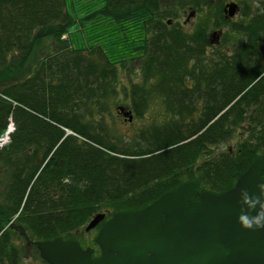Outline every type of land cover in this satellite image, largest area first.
Segmentation results:
<instances>
[{"label":"trees","instance_id":"16d2710c","mask_svg":"<svg viewBox=\"0 0 264 264\" xmlns=\"http://www.w3.org/2000/svg\"><path fill=\"white\" fill-rule=\"evenodd\" d=\"M222 7L210 0H101L94 10L83 6L76 22L66 0H0V139L7 133L0 146V264H46L23 231L31 242H78L95 258L94 242L79 240L94 216L105 215L99 230L114 214L141 210L195 178L200 192L224 193L264 157V11L243 9V18L228 24ZM179 12L199 16L191 34L168 24ZM78 22L116 37L104 48L72 49L69 33ZM223 26L236 44L223 37L210 47L209 31ZM117 35L122 47L109 55ZM136 52L145 58L144 80L130 91L132 111L141 118L156 100L163 122L125 133L112 118L107 123L103 102L116 105V65Z\"/></svg>","mask_w":264,"mask_h":264},{"label":"water","instance_id":"95a60500","mask_svg":"<svg viewBox=\"0 0 264 264\" xmlns=\"http://www.w3.org/2000/svg\"><path fill=\"white\" fill-rule=\"evenodd\" d=\"M238 10L229 3L223 13L231 19ZM124 116L131 122L128 113ZM262 180L264 158L256 157L224 193L200 192L195 178L141 210L116 213L94 239L100 256L93 260V249H82L75 241L58 237L31 242L24 231L23 235L46 264H264V230H245L236 219L239 192L254 193ZM103 219L104 214L94 216L84 231L93 230Z\"/></svg>","mask_w":264,"mask_h":264},{"label":"rangeland","instance_id":"374dc122","mask_svg":"<svg viewBox=\"0 0 264 264\" xmlns=\"http://www.w3.org/2000/svg\"><path fill=\"white\" fill-rule=\"evenodd\" d=\"M101 0H66L67 6L70 9L71 12L74 11L73 16L76 20L83 17L84 12L82 7L87 6L88 10H94L100 6ZM221 1V0H220ZM224 1V0H223ZM225 1H234L237 3L240 7V13L238 14L237 18L233 21L234 23H238L240 19L243 18L242 10L245 9L249 14H253L256 12V10L264 11V0H225ZM222 3V1H221ZM71 4H74L72 6ZM215 5H220L216 2H211V6L214 7ZM72 7H75L72 9ZM188 15L187 13L179 12L178 14L172 16L169 18L170 25L174 26H180L181 33L182 34H191L192 31H194V27L199 21V16L196 15L193 18H189V22L186 26H182V23L184 22V19ZM88 23L83 22V25L78 22L75 26H73L72 30L69 33V47L72 49L83 51L84 49H89L90 47H93L95 45H100L104 48V44L107 41L112 40L116 37V34L111 31L110 29H104V30H97V31H91L87 28ZM182 26V27H181ZM224 29V34L229 32V26H223L221 27ZM216 30V29H215ZM212 31V30H211ZM141 32V31H139ZM210 32V31H209ZM223 35V34H222ZM227 35V34H226ZM118 39L116 43H108L110 46H106V50L111 55L112 53L116 52V49L119 47H122L121 36L117 35ZM64 36L63 38H65ZM147 38H150V33L146 34ZM224 35L221 37V42L223 41ZM226 36L224 37V44H236V40L234 39H228ZM136 45V43H134ZM229 46H227V51L229 50ZM43 49V47H42ZM45 49L48 51L52 49V46H47ZM43 49V50H45ZM105 50V49H104ZM54 51V47H53ZM38 58L40 57L39 53ZM43 54V53H42ZM144 57L141 58V54L139 52H136L135 56H133V59L130 61L125 62L121 65L117 66V94L115 98H111V100H117L116 105L113 104V101L110 100L103 102V107L108 111L103 114L104 116H107L106 119L108 120L107 123L111 122L110 118H112L113 121L116 122L118 127H121V131L125 133H132L137 132L140 129L145 128L147 125L151 123H155L156 125H159L163 122V112L161 109V105L156 100H152L149 104L147 111L143 114L141 118H138L134 115L132 111V104L136 101L135 99H132L130 96V91L132 87L134 86H141V83H143V75H142V62L144 61ZM149 83V82H148ZM152 83V81L150 82ZM129 108V110L132 112L133 119L131 123H127L123 120L122 114H117V107L118 106H125ZM237 143L236 139H233L229 142L227 145L228 147H233ZM98 232V229H93L87 233H81L79 240L81 243L89 246L93 239L95 238L96 234ZM97 255V253H96ZM31 262V263H30ZM27 264H33L32 261H28Z\"/></svg>","mask_w":264,"mask_h":264},{"label":"clouds","instance_id":"9594fccd","mask_svg":"<svg viewBox=\"0 0 264 264\" xmlns=\"http://www.w3.org/2000/svg\"><path fill=\"white\" fill-rule=\"evenodd\" d=\"M237 223L245 230H264V180L256 185L252 194L243 189L239 192Z\"/></svg>","mask_w":264,"mask_h":264},{"label":"flooded vegetation","instance_id":"af4514ba","mask_svg":"<svg viewBox=\"0 0 264 264\" xmlns=\"http://www.w3.org/2000/svg\"><path fill=\"white\" fill-rule=\"evenodd\" d=\"M211 2H216V3H218V4H221V5H223V6H225L226 4H228V3H231V2H234V1H223V0H221L222 1V3H221V1L220 0H210ZM235 3V2H234ZM223 10V9H222ZM239 13H240V11H239ZM238 13V14H239ZM238 14L237 15H235L233 18H231V19H226L225 17H224V15L222 14V16H223V18H224V20L225 21H227V23L229 24V23H234L233 21L235 20V18H237V16H238ZM190 20H189V18L186 16V18L184 19V22L182 23V26L184 27V26H186L187 25V23L189 22ZM170 23L171 22H169L168 24L170 25ZM181 26V27H182ZM180 27V26H179ZM216 30H219L218 32H216V33H218V35H212V37H210V39L208 38L207 39V42L209 41V44H210V47H216V45L215 44H217L218 42H219V40H220V37H221V35L223 34L224 35V29L223 28H218V29H216ZM215 30V31H216ZM218 47V46H217Z\"/></svg>","mask_w":264,"mask_h":264},{"label":"bare ground","instance_id":"6f19581e","mask_svg":"<svg viewBox=\"0 0 264 264\" xmlns=\"http://www.w3.org/2000/svg\"><path fill=\"white\" fill-rule=\"evenodd\" d=\"M210 37H212V34L209 32L208 35H207V39L208 38L210 39ZM208 43H209V41H208Z\"/></svg>","mask_w":264,"mask_h":264}]
</instances>
